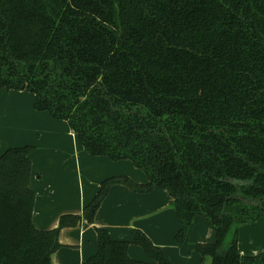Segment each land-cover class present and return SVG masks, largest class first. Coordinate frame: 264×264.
Listing matches in <instances>:
<instances>
[{"label": "trees", "instance_id": "1", "mask_svg": "<svg viewBox=\"0 0 264 264\" xmlns=\"http://www.w3.org/2000/svg\"><path fill=\"white\" fill-rule=\"evenodd\" d=\"M35 94L90 155L130 160L140 183L112 175L79 214L52 229L33 221L34 145L0 155V264H55L58 234L93 219L109 188L166 190L182 243L196 215L214 241L211 264H264L241 254V223L264 218V0H0V90ZM80 264H174L138 228L131 239L94 227ZM150 259H134L129 244Z\"/></svg>", "mask_w": 264, "mask_h": 264}, {"label": "crops", "instance_id": "2", "mask_svg": "<svg viewBox=\"0 0 264 264\" xmlns=\"http://www.w3.org/2000/svg\"><path fill=\"white\" fill-rule=\"evenodd\" d=\"M34 102L35 94L28 89L0 90V155L13 146H36L31 154L30 186L36 192L33 221L39 229L56 227L62 214L81 213L106 177L127 175L136 182L147 181L144 172L130 160L112 161L103 155L88 154L65 120L37 110ZM39 145L46 146L42 168L36 165ZM198 216L185 227L186 241L170 248L168 238L172 242L179 224L167 191L138 193L114 184L97 209L93 223L82 221L60 229L58 240L62 246L53 253V262L80 264L97 250L94 227H104L112 238L125 240L131 239V228L141 229L166 251L174 264H211L210 257L202 259L194 250L197 242L214 241L213 230ZM237 247L245 255L264 250V218L239 225ZM128 254L134 259L150 260L133 243L128 246Z\"/></svg>", "mask_w": 264, "mask_h": 264}, {"label": "rangeland", "instance_id": "3", "mask_svg": "<svg viewBox=\"0 0 264 264\" xmlns=\"http://www.w3.org/2000/svg\"><path fill=\"white\" fill-rule=\"evenodd\" d=\"M30 145H32V144H30ZM35 146V145H34ZM39 147H40V150L37 152V154L39 155V157L37 158V160H36V165H39L41 168L43 167V164H44V162H43V160H42V156H44V154H45V152H46V146H41V145H39ZM36 149V148H35ZM143 172V171H142ZM200 216V215H199ZM198 216V217H199ZM199 218H202V220H204L205 222H206V220L202 217V216H200ZM176 220H177V218H176ZM203 221V222H204ZM177 223H178V221H177ZM179 224V223H178ZM206 224H207V227L208 228H210L209 227V225H208V223L206 222ZM196 227H198L197 226V224H196ZM175 233H176V231L173 233V237H172V242H171V240L168 238V246H170V248H171V245H172V248H173V244H177V245H180V244H183L186 240H185V238H186V231H185V238H184V241L182 242V243H177L176 241H175ZM214 238H215V235H214ZM166 240H167V237L165 238V242H166ZM173 242H175V243H173ZM188 243H190L189 241H187V243L186 244H188ZM144 252V251H143ZM145 253V252H144Z\"/></svg>", "mask_w": 264, "mask_h": 264}]
</instances>
